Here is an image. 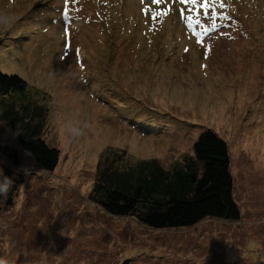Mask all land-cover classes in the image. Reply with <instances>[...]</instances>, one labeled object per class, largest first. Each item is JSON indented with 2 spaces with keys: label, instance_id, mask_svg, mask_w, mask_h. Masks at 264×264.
<instances>
[{
  "label": "rangeland",
  "instance_id": "1",
  "mask_svg": "<svg viewBox=\"0 0 264 264\" xmlns=\"http://www.w3.org/2000/svg\"><path fill=\"white\" fill-rule=\"evenodd\" d=\"M223 2L205 15L179 0H0L10 18L0 25V69L26 81L11 95L17 106L47 108L42 137L59 149L48 172L0 124L16 162L0 159L22 178L0 213V256L10 264H264V0ZM109 93L125 111L110 108ZM204 128L228 145L238 221L155 230L88 199L105 148L123 149L128 165L154 158L172 169Z\"/></svg>",
  "mask_w": 264,
  "mask_h": 264
},
{
  "label": "trees",
  "instance_id": "2",
  "mask_svg": "<svg viewBox=\"0 0 264 264\" xmlns=\"http://www.w3.org/2000/svg\"><path fill=\"white\" fill-rule=\"evenodd\" d=\"M136 52L132 55L138 57ZM107 80L114 82L111 75ZM25 87L26 81L19 75L0 69V124L14 134L21 148L42 169L50 172L57 165L59 149L42 137L47 108L33 103L17 106L11 96L23 92ZM6 96L10 97V103L6 102ZM103 96L109 99L110 108L126 110V102L121 99L123 103H116L120 98H115L113 93ZM133 124L154 131L151 125L139 123L136 116ZM112 148L101 151L88 194V199L105 213L133 217L155 230L192 227L207 218L240 219L229 167V148L214 130L204 128L192 143V154L185 155L172 169L163 168L154 158L139 159L128 165L122 159L124 150L118 153ZM0 154L16 162L15 151L2 144L1 138ZM5 177L11 180V186L6 195H0V213L12 208L22 183L10 164L0 159V179Z\"/></svg>",
  "mask_w": 264,
  "mask_h": 264
},
{
  "label": "snow or ice",
  "instance_id": "3",
  "mask_svg": "<svg viewBox=\"0 0 264 264\" xmlns=\"http://www.w3.org/2000/svg\"><path fill=\"white\" fill-rule=\"evenodd\" d=\"M153 3L155 4H159L161 3V0H152ZM179 2L181 4H192V5H197L199 4V7L200 8H203L204 9V13L205 15L208 14V9L210 7H214L216 4H219L220 8H224L225 7V4L223 2V0H202V2H200V0H179ZM155 14L153 16V19H155ZM213 18H215V13H213ZM187 19L191 22L192 21V17L189 16L187 17ZM197 23H199V21H196ZM216 27V24L213 23V28Z\"/></svg>",
  "mask_w": 264,
  "mask_h": 264
},
{
  "label": "clouds",
  "instance_id": "4",
  "mask_svg": "<svg viewBox=\"0 0 264 264\" xmlns=\"http://www.w3.org/2000/svg\"><path fill=\"white\" fill-rule=\"evenodd\" d=\"M10 22V18L0 14V25H6ZM11 186V180L7 177L0 179V195H6ZM0 264H10V261L5 256H0Z\"/></svg>",
  "mask_w": 264,
  "mask_h": 264
}]
</instances>
